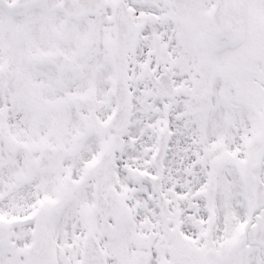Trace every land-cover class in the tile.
Segmentation results:
<instances>
[{"label":"snow or ice","instance_id":"snow-or-ice-1","mask_svg":"<svg viewBox=\"0 0 264 264\" xmlns=\"http://www.w3.org/2000/svg\"><path fill=\"white\" fill-rule=\"evenodd\" d=\"M0 264H264V0H0Z\"/></svg>","mask_w":264,"mask_h":264}]
</instances>
